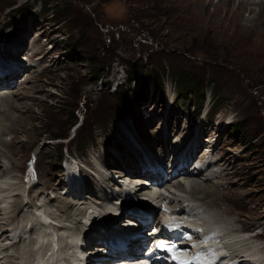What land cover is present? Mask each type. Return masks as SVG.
<instances>
[{"label": "rangeland", "instance_id": "374dc122", "mask_svg": "<svg viewBox=\"0 0 264 264\" xmlns=\"http://www.w3.org/2000/svg\"><path fill=\"white\" fill-rule=\"evenodd\" d=\"M43 1L51 5V14H43L45 7L38 0H0V68L8 72L17 66V61L26 66V69L21 66V73L14 75L17 78L14 84L7 86L8 95L16 92L15 96L0 101L1 111L10 110L12 105L14 109L5 122L9 125L6 134L0 136V140L12 142L6 148L0 145L4 153L1 160L9 169L11 162L18 165L10 169L8 178L6 174L0 179L3 181L0 188L15 186L12 189L24 192L25 197L32 187L40 192L54 188L53 195L64 192V186L59 184L69 147V155L77 163H81L78 159L81 158L90 166L94 175L83 172L95 184L97 178H103L91 164L99 166L106 162L111 158L110 150L117 155L120 147L117 141H122L121 148L126 149L130 143L122 138V133L134 141L137 131L141 142L154 148L156 157H161L165 151L161 138L165 139L167 131H163L167 124L169 135L164 143L170 149L187 140L196 126L202 130L201 146L193 159L204 154L203 160L209 158L213 163L206 169L203 167L200 178L198 175L196 182L191 183V191L189 187L183 192L176 189L178 194L189 198L186 197L185 203L195 207L183 209L198 212L220 233L225 228L234 232L247 230L246 237H253L249 246L264 256V26H258L260 4L252 6L253 15L244 11L240 19L233 17L241 12L237 4H229L211 16L219 0H212L207 13L201 12L198 17L185 11L195 10L194 0ZM252 27L262 36L248 38ZM21 38L24 42L16 55L7 52L8 42L14 44L15 39ZM29 48L40 49L38 56L46 53L45 59L34 60L28 54ZM133 65L140 70L128 81L126 73ZM163 71L168 76L162 91L159 83ZM183 72L196 77V82H191L183 90L184 96L178 97L180 87L172 75ZM196 87L206 94L199 115L191 98L192 88ZM214 97L220 98L216 105ZM208 109L211 113L205 116ZM125 123L130 134L124 132ZM11 125L18 131L13 140ZM205 148L215 151L208 155ZM117 163L123 166L124 162ZM117 163L114 161L110 166H118ZM191 167L195 172L194 166ZM7 180L15 185L4 184ZM51 196L43 193L34 205L44 199L50 201ZM62 197L63 202L75 201L70 195ZM98 200L90 197L88 202L95 205ZM59 203L55 200V207L41 209L39 213L50 211L56 215ZM27 209L17 216L15 226L25 218L32 224ZM81 214L77 225L84 215ZM8 216L5 213L0 216V225ZM80 229L81 224L74 233L82 239ZM27 245L21 244L10 253ZM242 245L250 248L248 243Z\"/></svg>", "mask_w": 264, "mask_h": 264}, {"label": "bare ground", "instance_id": "6f19581e", "mask_svg": "<svg viewBox=\"0 0 264 264\" xmlns=\"http://www.w3.org/2000/svg\"><path fill=\"white\" fill-rule=\"evenodd\" d=\"M194 1L195 2H194V5L193 6L195 7V10H193V9L190 10L188 8H187V10L185 9V11L189 12L190 14H192V15L194 14V17H198L199 16L198 14L201 13V12H206L207 13L208 5L209 4L211 5V3H212V0H194ZM219 1H220L219 2V5L216 7V9L214 10V12L212 13L211 16L217 15L218 13L222 12V9L224 7H226V6H228L229 4H232V5L233 4H237L238 5V8L241 9V12L233 15V17L234 18H240L241 19L242 16L240 17V15H242V13L244 11L247 12L249 16H251V15L254 14V9H253L252 6H254V5L256 6L257 4L258 5L260 4L259 5L260 11L258 12V20H259L258 26H259V28H261V27L264 26V0L262 2H258L256 0H219ZM191 2H192V0H191ZM191 4H189V5H191ZM186 5H187V3H186ZM183 6H184V4H183ZM182 9H184V8H182ZM182 9L179 10V11H182ZM185 11H184V13H185ZM177 13H179V12H177ZM227 13H228V11H227ZM220 21L221 20H219V22H218L219 25L221 24ZM190 25H194L195 27L197 26V24H195V23H193V24L191 23ZM255 28L256 27H252L248 31L250 33V35L248 36V38H252V37H257L258 38V37H261L262 36V33L256 31ZM243 39H245V38H243ZM23 40H24V38L23 39L22 38L21 39H17V40L15 39L14 42H13L14 44L8 42L7 52L11 53L12 55L13 54L15 55V53L17 51H19L18 50V47L22 46V44L24 42ZM1 53L2 52H0V54ZM47 53H50V52H47ZM45 56H46V53H44V54H42L40 56H38V54H37L35 57L38 58V59L43 60V59H45ZM26 59H29V58H26ZM16 63H17V66H13V68L10 71L7 72V75L5 77L0 78V86H2L4 84H6L8 86L14 84L13 83V80L17 79V78L14 77V75L15 74H19V72L21 71L20 70L21 66L24 69H26L25 68L26 66L24 64H20V62H18V61ZM29 72H31V70H29ZM29 72H27V74ZM29 75H31V74H29ZM29 75H28V77H29ZM23 90H24V88L21 89V92ZM6 91H9L8 90V87H6V89H2V91H0V101H5L6 102V99L7 98L14 97L15 94H16V92H11L12 94L11 95H8L9 92H6ZM1 93H4V94L2 95ZM152 99H153V97H152ZM11 107L13 108V105ZM12 108L10 110H8V111H7V109L6 110H3V111L0 110L1 111L0 125H3L2 122L4 123L3 129H1V131H0V136L5 135L6 132H7V130H8L9 125L8 126L5 125V122L8 119L9 114H11L12 111H14V109H12ZM25 111H27V109H25ZM25 111H24V113H25ZM14 126H15V124H14ZM132 126L134 127V125H132ZM168 126L169 125L167 124L166 127H165V129H164V131H163V133L165 131H167V133H165V139L163 137L161 138L162 143H163L162 147L164 146V149H165V151L162 152V155H159L161 157H156V153H153L154 152V148H148L146 145L143 144V142H141L140 136H138V132L136 130H135L136 131L135 134H137V137H135L134 141L128 140V138H129L128 135L127 136L126 135L124 136L125 133H122V135H121L122 138L125 139V140H127V142L130 143V145L126 149H124L125 146L123 148H121L123 142L122 141H117V146L118 145L120 146L117 149L118 150L117 155L114 154L113 151L110 150L108 154H109V156L111 158L109 159V157H108L106 159V162H104L101 165L99 164V166L95 165L94 163L91 164V167L93 168V170H95V172L98 173V175L101 178H103L102 179L103 182L98 183L96 185L97 188H100L99 189V192H96V190H95L96 188L86 179V177L84 175H82V177L76 176L75 175L76 172L73 171L72 167L68 168V170L63 169V176H62L61 184H65L64 185L65 186L64 187V190L66 188H68V194L69 195H72L75 201L70 200L69 202L68 201L67 202H63L62 200H65V199L61 196V194L63 192H60V191H59V193L57 191L58 194L52 196L54 198L50 197V199H51L50 201H48L49 198L48 199H44V201H46L45 205L47 207H49V208L52 207V206L55 207L56 204H53L55 202V200L57 202H60L56 207L58 209L57 212L61 213V215L58 214L57 212H55L57 216L55 214H53L50 217V219L55 224L58 225V227H59L58 230L60 232L59 234H61V233L64 234L65 237L67 239H69V242L70 243H74L75 244V243H77L80 240V238H78V235H76L74 233V230H78V225L81 224L82 225V228H83V229H80V230H82V231H80V233L83 236L82 241L83 242H86L87 245L84 246V247H80V250L81 251H91L92 249L89 248V247L94 242H97V241H105V240L109 239L112 236V232L111 231H108L106 229L108 226H112L114 224H116V225L119 224V226L120 225L122 226V225L125 224V222L127 221V219L130 218V215H124V211H122V210H118V211H114L113 210V209H116L117 208L116 205L119 202V198L114 199V200H117L118 202L117 201H113L112 199L114 197L111 199V201H109V205H112V204L113 205L112 206L106 205L107 212L104 213V214H102V211L105 212V210L103 208V204H102L101 200H103L102 197L104 195H106V196L108 195L107 190L104 189V186H106V187H108V186H115L116 187L117 186L116 184H113L112 183L114 181V179H106V175L103 174V173H105L103 171V169L110 168V170L111 169L114 170V171H112V173H116V174H119L120 171L115 172V169L116 170H122V171L126 172V174L128 176L129 175L130 176H133L134 180H137L139 183H142L144 185V182L142 181V178H143V176L145 174H143L139 170V167H140L139 165H142L141 162H143L145 165H147L149 167H152V166H154L156 164H161L163 162L164 158L167 156V154L169 152H172V154L177 153V152H182V156H184L185 159H187V158L188 159L194 158V155L197 152V148L201 146V143H200V140H201L200 138L201 137L200 136H201L202 130L196 129V126H195V131H191L192 130V128H191V130H190L191 132L187 135V140H184V139L182 140V142L180 144V145H182L181 148L178 149V147L180 146V145H178L175 148H173V149L171 148L170 149V147L166 146V144L164 143L165 141L168 140V138H167L168 135H169L168 134V130H169V127ZM13 127L11 125V128H9V130L13 131V133H14V137L11 140L15 139L16 138L15 136L18 134V131H16L15 129H13ZM125 127H126V129H125ZM125 127H124V129H125L124 132L129 133L128 132L129 130L127 131L128 124H126ZM14 128H16V127H14ZM117 131H119V130H117ZM115 138L117 139V137H115ZM11 143L12 142L8 143L7 140L6 141L5 140H0V145L3 148H6ZM69 144H70V142L67 141V145H69ZM205 149L209 150L208 148H205ZM214 151H215V148L213 150H209V152L207 154L210 155ZM3 154H2V151L0 150V168H3L4 169V170L0 171V172H3L2 174H0V179L3 178V177L5 178L6 174L10 171L11 168H17V166H18V165L16 166L15 163H12L11 162V168L10 169H9V167L6 168L3 165V162L1 160V156ZM203 155H201V157L199 156L200 158L197 156V158H195L194 159V162L191 164V165H193L195 162H199L198 163V166H199L198 167V171H197L196 168H194L196 170V172L192 173L190 171L191 170V166H188V167L183 168L179 172V173L188 174L187 181H188V187L190 188V191L192 189L191 183L196 182V180L198 179L197 176L199 175V178H200V176H201L200 174H202V171H204L202 168L205 166V169H206V165L207 166L208 165H212V163H213V161L211 159H209V158H207L206 160H203ZM138 158H139V160H137ZM143 159H146V161L143 160ZM118 160H121V161L124 162L123 163V166H121L120 164H118L119 162L117 163ZM114 161L118 164V166L116 164L114 166H110ZM71 166H73V164H71ZM205 173H206V171H205ZM106 174H107V172H106ZM169 174H170V172H169ZM207 175L208 176H211L210 174H207ZM6 177L8 178V174H7ZM202 177H203V175H202ZM179 178L180 177H178L177 180ZM126 179H130V178H126ZM207 180H210V179L208 178ZM1 182H3V181H1ZM167 182L170 183V181H167ZM26 183L27 182L25 181L24 184L27 185ZM176 183H177L176 186H175L176 188H178V189H185L186 188L184 184H182V183L179 182V180ZM4 184H7V185H15V184H13L12 182H9V181L7 183H4ZM6 187L7 186L0 188L1 189L0 190V216H3L4 213H5V215L6 214L9 215L7 217V220L5 222H2V225H0V250H1V253H2L1 254V258H0V264H31V259L30 258L33 256V251L32 250H30L29 256L26 258V260L24 262L21 261V260H19L20 259L19 258L20 253H18L19 251H16L15 253H9L15 247H18V246L20 247L21 246L20 245L21 243H26L25 242L26 236L27 237L30 236L28 234L30 232H32V229L31 230H27V224L30 222V219H28V222H27L26 218L24 217L25 220H22L21 219L22 222H21V224L19 226L18 225L15 226L17 224V223H15V220H16L17 216L22 211H24V209L26 210V208H28L27 211L30 210V216L32 218L31 221L35 220V217L36 216H35V213H33V210L36 207V210L38 211L41 207H38L36 204L34 205V202L35 201H39L40 198L43 196V193H45V192L48 193L49 190H50V188L44 189V192H40V191H37L38 189L36 187H32L31 190H30V192H27L26 191L27 192L26 193L27 194V197H25V195H22L24 192L20 193V192L15 191L16 189L15 190L12 189L15 186L14 187L13 186H10L8 188H6ZM3 188H5V189H3ZM52 189H54V188H52ZM102 190H103V192H102ZM142 191H147V189H145V186H143L142 189L140 190V192H142ZM151 191L152 190H149L148 193H150ZM53 193H54V191H53ZM84 194L86 196L85 198H84ZM111 195H114V194L112 193ZM208 195L209 194L207 193L206 196L208 197ZM175 196H177V195H175ZM14 197H17V198L14 199ZM90 197L96 198V200L99 199L97 203L101 204V206L96 205L97 203L94 206L91 205V203L88 202V199ZM211 197H213V196H211ZM216 197L217 196H215L214 198H216ZM133 198H134V196L131 195L130 199H128L126 202L120 203L118 207L122 208V207H127L129 204H135V199H133ZM186 199L187 198L184 195H179L178 197H173V198H171L170 204L168 206L171 207V208H173V209H179V213L183 212L182 214L185 215L186 214V211H185L186 208L183 209V207L185 206L184 203H185ZM114 202H117V203H114ZM29 205H32V207H33L32 210L30 209L32 207L31 206L29 207ZM186 206H188V205H186ZM190 209H192V208H190ZM51 210H52V208H51ZM110 212L111 213H119L120 215H117V214L116 215L115 214L112 215ZM48 213H50V211ZM81 213L84 214V215L80 217L81 218L80 224L78 223V225H77V222H79L77 217ZM120 219H123V221H122L123 223H120ZM9 225H12V226H15V227H13V228H6ZM208 225H210V224H208ZM45 231H46V228H42L41 227L39 229V231L35 233V236H38L37 234L39 233V235L42 237L44 235V232ZM234 231L235 230L232 229L231 232H234ZM224 232L221 233V235H220L221 237H225V236H227V235H229L231 233V232H229V233H224ZM9 236L17 237V238L19 237L20 239L17 240L15 242V244L9 246V244H12L11 241H10L11 239H8ZM133 240H130V241H133ZM137 241H139V240H137ZM96 246L99 247L100 245H96ZM243 247H244L243 245H238V246H234L233 247V258L240 260V264H252V262H253V259L252 258H250V259H246L245 258L246 257V254L245 253L250 248H246L245 247V249H244ZM64 250H65V247H64ZM67 250L69 252H71V254H70L71 260L74 261V260H78L80 258V255H78L77 252L73 251L74 249L71 250V249L68 248ZM46 256L49 257V260L52 261V262H56L57 260H59V258H61V256H59V255L55 256L53 254L52 250L47 251L46 252ZM259 259H261V261L259 262V264H264V257H259ZM41 262H43V258L42 257H41ZM74 262H78V261H74ZM57 264H60V263L58 262Z\"/></svg>", "mask_w": 264, "mask_h": 264}, {"label": "snow or ice", "instance_id": "6c2138e0", "mask_svg": "<svg viewBox=\"0 0 264 264\" xmlns=\"http://www.w3.org/2000/svg\"><path fill=\"white\" fill-rule=\"evenodd\" d=\"M165 227L169 232L177 233V238H168L167 242L165 239L156 241L155 246L158 251L168 254V257L174 261V264H203V252L197 253L192 259L182 258V254L189 252L195 245H191L189 248H182L180 245L191 241L193 239V233L197 230L186 232L183 230L181 224L172 221L168 222ZM200 234L202 235V233ZM196 238L199 239V235H197ZM209 239H213V237L206 238L203 242L207 243ZM211 255H215V252H212Z\"/></svg>", "mask_w": 264, "mask_h": 264}, {"label": "trees", "instance_id": "16d2710c", "mask_svg": "<svg viewBox=\"0 0 264 264\" xmlns=\"http://www.w3.org/2000/svg\"><path fill=\"white\" fill-rule=\"evenodd\" d=\"M38 3H40L41 7H45V11L43 12V14H51L52 12V7L49 3H45L43 0H38ZM51 16V15H50ZM140 68L139 66L133 65L130 67V70L127 71L126 73V78L128 79V81H131L133 79V77L138 74ZM168 74L166 71H163V74L161 76L162 81L159 83L160 86V90H164V80L165 77H167ZM172 79L175 81V84L180 87V90L178 91V97H181L183 94L186 93L187 86L190 85L191 82H196V77L192 76V74L188 73V72H183L180 75L177 74H173L172 75ZM193 90V95L191 96V98L193 100H195V102L192 103V107L194 108L195 112L197 115H199V113L202 111V108L206 102V94L204 92V89H201L200 87H196V88H192ZM195 95V99L193 98V96ZM184 96V95H183ZM220 98H215L214 97V105H216V103L218 102ZM83 126V124H82ZM87 148V147H86ZM86 148L84 150H86ZM83 150V151H84ZM68 151H71V147L68 148ZM60 154L63 155V150H60ZM60 162L62 160V157H59Z\"/></svg>", "mask_w": 264, "mask_h": 264}]
</instances>
